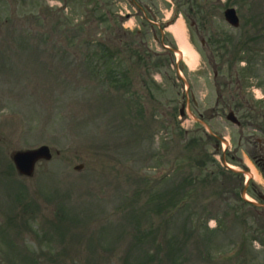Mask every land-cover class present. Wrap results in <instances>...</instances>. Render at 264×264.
<instances>
[{
	"label": "rangeland",
	"instance_id": "obj_1",
	"mask_svg": "<svg viewBox=\"0 0 264 264\" xmlns=\"http://www.w3.org/2000/svg\"><path fill=\"white\" fill-rule=\"evenodd\" d=\"M174 5L193 45L181 63L192 115L177 56L152 28ZM230 7L239 28L225 20ZM174 36L167 45L181 47ZM217 69L233 82L221 90L235 105L242 90L261 118L264 0H0V264H25L28 248L41 264H264V218L241 198L247 176L226 169L225 143L195 122L206 116L231 143L226 162L264 190L251 156L263 120L237 114V127L223 106L205 112ZM41 145L60 154L19 177L11 154Z\"/></svg>",
	"mask_w": 264,
	"mask_h": 264
},
{
	"label": "water",
	"instance_id": "obj_2",
	"mask_svg": "<svg viewBox=\"0 0 264 264\" xmlns=\"http://www.w3.org/2000/svg\"><path fill=\"white\" fill-rule=\"evenodd\" d=\"M227 18L232 24H234V25L239 24V20H238L237 16L235 15L234 10H229L227 12ZM230 117L232 119H234L233 114H231ZM40 158H48V159L51 158V155L49 153V149L47 147H43V148H40L38 150L19 152L15 155V162H16L17 167L21 173L31 174V172L34 169L35 163Z\"/></svg>",
	"mask_w": 264,
	"mask_h": 264
},
{
	"label": "bare ground",
	"instance_id": "obj_3",
	"mask_svg": "<svg viewBox=\"0 0 264 264\" xmlns=\"http://www.w3.org/2000/svg\"><path fill=\"white\" fill-rule=\"evenodd\" d=\"M170 30L177 36L180 41L181 49L185 56H193L190 45L187 43V40L184 35V23L183 21H178L173 26L170 27ZM194 67V65H192Z\"/></svg>",
	"mask_w": 264,
	"mask_h": 264
},
{
	"label": "clouds",
	"instance_id": "obj_4",
	"mask_svg": "<svg viewBox=\"0 0 264 264\" xmlns=\"http://www.w3.org/2000/svg\"><path fill=\"white\" fill-rule=\"evenodd\" d=\"M261 98L262 97L257 96V99H261ZM209 224H210V226L214 227L215 226V221H210ZM256 247L259 248V245L257 244Z\"/></svg>",
	"mask_w": 264,
	"mask_h": 264
},
{
	"label": "trees",
	"instance_id": "obj_5",
	"mask_svg": "<svg viewBox=\"0 0 264 264\" xmlns=\"http://www.w3.org/2000/svg\"><path fill=\"white\" fill-rule=\"evenodd\" d=\"M113 58V54H111V57H109V59H112Z\"/></svg>",
	"mask_w": 264,
	"mask_h": 264
},
{
	"label": "flooded vegetation",
	"instance_id": "obj_6",
	"mask_svg": "<svg viewBox=\"0 0 264 264\" xmlns=\"http://www.w3.org/2000/svg\"><path fill=\"white\" fill-rule=\"evenodd\" d=\"M262 159H260V160H263L264 158L263 157H261Z\"/></svg>",
	"mask_w": 264,
	"mask_h": 264
}]
</instances>
